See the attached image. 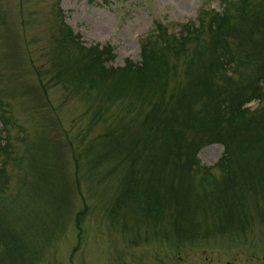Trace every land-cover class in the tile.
Listing matches in <instances>:
<instances>
[{"label":"rangeland","instance_id":"374dc122","mask_svg":"<svg viewBox=\"0 0 264 264\" xmlns=\"http://www.w3.org/2000/svg\"><path fill=\"white\" fill-rule=\"evenodd\" d=\"M223 8L220 0H0V108L9 117L10 145L7 179L0 182V264H256L254 258L264 253V166L243 169L241 152L230 149L235 153L223 163L240 185L229 190L236 203L227 201L232 211L225 216L224 206L210 204L208 197L213 182L226 175L214 166L223 151L220 142L200 144L199 166L181 171L168 144L164 154L157 141L152 150L145 143L136 150L123 144L140 132L148 140L141 120L154 100L169 103L190 91L191 113L202 119L209 99L191 92L196 78L207 75L208 53L201 51L186 65L193 46L202 42L186 44L179 57L166 49L170 67L163 92L149 100L131 92L106 98L101 90L64 87L49 78L53 59L74 51L71 43L58 44L60 19L82 45L109 44L114 56L105 65L120 66L126 58L140 60V42L155 33V22L170 36L182 23L198 26L205 41L202 11ZM241 34L230 44L241 61L231 73L226 70L233 85L258 79L255 68L262 59ZM263 95L243 103L262 107ZM97 106L107 108L105 117L92 116ZM184 133L190 135L186 126ZM114 140L119 150L111 147ZM149 155L154 160L146 170ZM149 173L160 207L146 205ZM245 176L251 184L242 186ZM124 185L132 195H121Z\"/></svg>","mask_w":264,"mask_h":264},{"label":"trees","instance_id":"16d2710c","mask_svg":"<svg viewBox=\"0 0 264 264\" xmlns=\"http://www.w3.org/2000/svg\"><path fill=\"white\" fill-rule=\"evenodd\" d=\"M220 1L224 5L222 12L202 11V15L207 16L205 30L208 37L205 41L201 39L202 29L198 26L192 27L188 23H182L181 31L170 36L166 34L159 22H155V33L147 35L140 42V60L133 62L126 58L120 66L105 65L114 56L109 44L82 45L79 35L71 33L70 28L60 19L62 40L58 44L60 46L71 43L74 51L67 52L64 56H58L56 60L53 59V73L49 78L56 83L60 82L64 87L72 85L79 89L85 85L87 89L101 90L106 98H112L115 94L131 92L136 98L149 100L154 95H160L163 92L166 74L170 67L169 59L165 54L166 49L172 51L175 57H179V55L185 54L186 44L196 46L202 42L203 44L195 48L193 46L186 61V65L191 67L194 64V58L202 54L201 51L208 53L204 65L207 75L196 78L194 83L196 89L191 92L192 96L193 94L196 96L207 95L209 99L208 105L202 107L204 112L202 119L191 113L192 102L188 101L190 91L171 99L169 103L159 104L157 100H154L141 120V126L147 129L148 140L140 132L137 137L127 136L123 144L124 148L128 150H136L137 145L143 147L145 143L144 147L152 150L153 143L157 141L163 150L162 154L168 144L167 150H171L179 158V161L174 164V168L181 171L193 169L192 166H199L196 150L200 144L212 141L220 142L223 151L214 166L226 171V175L222 179L216 180L217 182H213L214 187L208 191V197L210 204L224 206L225 214V211H232L231 204L227 201L231 200L232 203H236L234 201L236 198L229 194L230 188L240 185L238 179L227 176L229 171L223 163L227 154L235 153L230 149L235 146L241 152L240 158L245 164L243 169H252L251 167L254 166V170L260 169L261 171L259 165L264 166V106L249 109L243 103V101L247 102L251 99L258 100L264 94L262 90V86L264 87V1ZM56 10L61 14L60 8L57 7ZM202 19L199 18V23ZM239 29L243 32L242 34ZM239 34L253 43L255 50L259 51L260 59L262 58L255 68L259 75L256 77L258 79H255L251 84L233 85V82L228 78L229 73L226 72L227 69L232 71L235 66L241 65L237 51H232L230 45L234 40L241 38ZM161 40L165 41L164 46ZM213 78L222 80V84H212V82L214 83ZM262 100L264 101V95ZM205 108H207L206 112ZM93 111L92 116L98 119L101 116L105 117L107 108L97 106ZM8 122L9 117L3 113L1 107L0 124L2 129L0 132L3 133V138L0 137V182L2 183L7 179L5 166L10 158V145L6 129ZM184 126L190 132L188 137L184 133ZM125 129L126 126H123L122 131ZM253 129L256 133H252ZM106 133L111 135L112 130L109 129ZM101 139L102 137L99 136L96 141L100 142ZM117 143L114 140L111 147L114 146V149L119 150L120 146ZM124 154L128 157L129 163L134 162V157L130 155L129 151H125ZM151 160H154L153 156L149 155L143 161L146 170L148 169L147 164ZM157 165H164L163 160H159ZM250 173L253 175L254 171ZM149 175L151 176L150 173ZM245 178L247 181L252 179L243 177L242 186L251 184L246 183ZM139 179L144 181L141 175ZM146 179L151 181L143 183L147 197L146 205L154 207L155 204H158L160 207L161 201L156 196L153 176ZM259 179L264 180V175ZM125 187L124 185L121 195H132V190Z\"/></svg>","mask_w":264,"mask_h":264},{"label":"flooded vegetation","instance_id":"af4514ba","mask_svg":"<svg viewBox=\"0 0 264 264\" xmlns=\"http://www.w3.org/2000/svg\"><path fill=\"white\" fill-rule=\"evenodd\" d=\"M260 256H264V253L262 255H260ZM260 256H257V257L254 258L256 264L261 263V262H262V264H264V260ZM250 262H251V260H250ZM224 264H233V263L232 262H225Z\"/></svg>","mask_w":264,"mask_h":264}]
</instances>
